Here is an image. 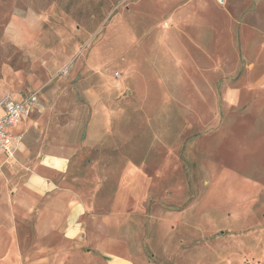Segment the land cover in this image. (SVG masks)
<instances>
[{"label":"rangeland","instance_id":"obj_1","mask_svg":"<svg viewBox=\"0 0 264 264\" xmlns=\"http://www.w3.org/2000/svg\"><path fill=\"white\" fill-rule=\"evenodd\" d=\"M190 2L198 24L211 17L221 38L238 15V67L197 56L174 85L171 54L187 43ZM224 81L240 91L233 104L223 100ZM48 88L72 95L87 123L105 115L103 125L123 135L120 151L152 177L145 209L110 221L116 256L264 264V0H0V99L35 95L46 107ZM205 163L244 177L228 193L204 177Z\"/></svg>","mask_w":264,"mask_h":264},{"label":"crops","instance_id":"obj_2","mask_svg":"<svg viewBox=\"0 0 264 264\" xmlns=\"http://www.w3.org/2000/svg\"><path fill=\"white\" fill-rule=\"evenodd\" d=\"M226 4L228 0L222 7ZM208 17L204 15L199 25L191 2L182 14L191 30L186 45L176 44L171 54L180 71L174 85L183 83L182 74L192 69L197 56L208 66L238 67V15L227 20L223 38L206 23L212 20ZM138 83L147 81L141 76ZM53 93L52 88L44 89L49 106L38 97L31 114L11 129L19 138L14 158L7 160L0 153V264H135L112 251L109 224L145 209L152 177L145 165L120 151L123 135L112 122L103 125L105 115L87 123V114L72 95ZM239 95L223 82L225 102L233 104ZM25 97L10 98L20 102ZM85 150L88 155L79 159ZM232 161L238 164V153ZM203 170L204 177H213L228 193L230 184L238 186V177H244L207 163ZM158 176L162 179L163 173Z\"/></svg>","mask_w":264,"mask_h":264},{"label":"built area","instance_id":"obj_3","mask_svg":"<svg viewBox=\"0 0 264 264\" xmlns=\"http://www.w3.org/2000/svg\"><path fill=\"white\" fill-rule=\"evenodd\" d=\"M218 5L223 6L225 0H214ZM37 102L35 95H29L20 102H14L9 96L0 99V153L7 160H12L16 154L19 138L15 137L11 129L15 127L22 118L31 114Z\"/></svg>","mask_w":264,"mask_h":264}]
</instances>
